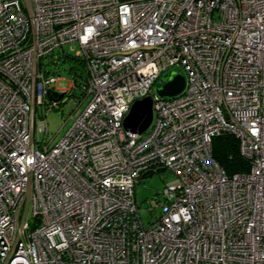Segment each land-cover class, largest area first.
Instances as JSON below:
<instances>
[{
    "label": "built area",
    "instance_id": "obj_1",
    "mask_svg": "<svg viewBox=\"0 0 264 264\" xmlns=\"http://www.w3.org/2000/svg\"><path fill=\"white\" fill-rule=\"evenodd\" d=\"M75 43L86 106L55 142L49 67ZM147 96L152 124L126 130ZM223 133L247 171L216 160ZM163 168L145 224L137 185ZM0 264H264V0H0Z\"/></svg>",
    "mask_w": 264,
    "mask_h": 264
},
{
    "label": "rangeland",
    "instance_id": "obj_2",
    "mask_svg": "<svg viewBox=\"0 0 264 264\" xmlns=\"http://www.w3.org/2000/svg\"><path fill=\"white\" fill-rule=\"evenodd\" d=\"M71 47H74V50H72ZM64 50L72 55H80L81 53V50L76 43L72 46L65 45ZM69 67L70 63L67 62L58 72L59 75L62 76V79L58 82L57 87L61 89H68L64 104H62L59 109H54L53 111L48 112L47 116L49 122V132L56 135L55 142L60 140L65 135L75 118L86 106L84 97L82 99L79 97L81 91L76 88V84L73 82V74L70 73ZM174 69H179L186 76V72L182 66L170 68L167 73ZM71 115H73V118L70 117ZM38 117L39 115L37 114V118ZM42 136L43 134L38 133V131L35 134L36 140H39ZM170 179L171 175L167 170H165L156 172L153 176L143 179L137 185V201L141 208V214L145 224H148L152 217V213L148 210V207L151 204H154L155 197L158 196L166 182ZM156 211L158 212L159 208H157Z\"/></svg>",
    "mask_w": 264,
    "mask_h": 264
},
{
    "label": "trees",
    "instance_id": "obj_3",
    "mask_svg": "<svg viewBox=\"0 0 264 264\" xmlns=\"http://www.w3.org/2000/svg\"><path fill=\"white\" fill-rule=\"evenodd\" d=\"M59 60L54 66H50L51 71L61 70L64 65L70 63V73L73 74V79L80 93V98L84 96L82 87L86 82V71L81 58L70 53L63 52L62 49L57 51ZM213 153L216 160L228 172L234 174L236 172L247 171L250 167V161L245 158L240 151L239 139L236 135L223 133L214 138Z\"/></svg>",
    "mask_w": 264,
    "mask_h": 264
},
{
    "label": "water",
    "instance_id": "obj_4",
    "mask_svg": "<svg viewBox=\"0 0 264 264\" xmlns=\"http://www.w3.org/2000/svg\"><path fill=\"white\" fill-rule=\"evenodd\" d=\"M186 85V77L180 70H172L160 80L156 87L157 94L162 98H170L180 94ZM62 97V95H61ZM154 118V101L147 96L136 100L131 107L129 114L124 119V127L133 133L143 134L147 131ZM162 170H150L143 179L153 176Z\"/></svg>",
    "mask_w": 264,
    "mask_h": 264
},
{
    "label": "clouds",
    "instance_id": "obj_5",
    "mask_svg": "<svg viewBox=\"0 0 264 264\" xmlns=\"http://www.w3.org/2000/svg\"><path fill=\"white\" fill-rule=\"evenodd\" d=\"M165 171V170H164ZM161 172V171H160Z\"/></svg>",
    "mask_w": 264,
    "mask_h": 264
}]
</instances>
